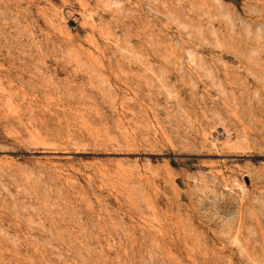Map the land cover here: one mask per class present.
Segmentation results:
<instances>
[{"label":"rangeland","instance_id":"1","mask_svg":"<svg viewBox=\"0 0 264 264\" xmlns=\"http://www.w3.org/2000/svg\"><path fill=\"white\" fill-rule=\"evenodd\" d=\"M0 264H264V0H0Z\"/></svg>","mask_w":264,"mask_h":264}]
</instances>
